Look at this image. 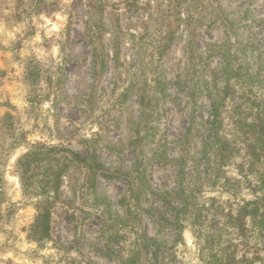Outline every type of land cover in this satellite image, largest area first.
<instances>
[{"label": "rangeland", "instance_id": "1", "mask_svg": "<svg viewBox=\"0 0 264 264\" xmlns=\"http://www.w3.org/2000/svg\"><path fill=\"white\" fill-rule=\"evenodd\" d=\"M28 61L40 64L43 77L32 116ZM0 68V103L13 106L28 142L59 145L90 162L96 156L103 166L95 192L76 186L74 194L76 167L63 178L65 204H55L52 240L39 246L28 239L35 211L15 173L26 150L10 156L1 168L0 264H119L132 236L171 246L177 233L161 227L151 208L162 198L179 206L173 194L186 152L187 188L200 205L226 199L225 177L240 186L239 197L254 199L242 157L228 151L222 174L219 148L264 109V0H60L50 16L0 21ZM216 110L220 142L212 139L205 158ZM123 223L129 235L107 241L104 229ZM184 238V264H202L189 230ZM152 258L142 254L138 264Z\"/></svg>", "mask_w": 264, "mask_h": 264}, {"label": "trees", "instance_id": "2", "mask_svg": "<svg viewBox=\"0 0 264 264\" xmlns=\"http://www.w3.org/2000/svg\"><path fill=\"white\" fill-rule=\"evenodd\" d=\"M59 1L0 0V21L21 23L32 17L50 16L58 11ZM39 67L38 62L28 61L24 70L23 82L28 86L30 116L33 115L37 102L44 97L41 92L42 70ZM225 71L230 77L228 68ZM5 76V71L0 68V85ZM9 109H13L9 102L0 103V219L1 206L4 202L1 168L8 162L10 156L24 148L26 152L16 160L15 173L20 180L24 201L35 211L33 223L28 229V239L41 246L52 240L55 204L57 202L65 204L62 192L63 178L76 167L81 176L77 178L74 175L71 178L74 181L72 187L74 194L79 192L76 186L86 187L87 190L92 189L95 192L99 172L103 170V166L96 156H93V162H90L89 158L81 157L59 145L28 142L25 131L19 127L16 116L11 114ZM215 113L213 127L218 126V130L210 133L207 138L205 158L208 156L212 139L220 142L218 132L221 123L217 110ZM240 126L239 137L221 144L219 152L222 154V161L218 169L225 174L224 170L232 159L228 151L240 155L246 164V167L243 164V168L248 172L246 175L251 176L246 177V184L252 191L254 199L239 197L237 189L240 186H236L225 177L226 182L221 195H227L226 199L216 197L210 200L208 207L205 204L200 205L197 199H194L192 190L187 188L191 178L187 173L191 159L186 152L178 172L182 186L179 192L173 194L178 197L179 206L173 205L169 198H162L161 207L151 208L158 218V224L173 229L177 233V239L168 247L163 240L155 241L143 236H132L131 239L135 241L128 244H131L129 252L118 253L119 257L123 258L119 264H138L140 256L147 253L153 256V264H169L171 260L174 261L172 264H184L185 254L189 251L184 238L186 230L191 232L196 241L202 264H264V109L256 113L250 124L241 122ZM192 129L193 124L188 128L185 144L193 139ZM125 227L123 223L104 229L108 236L107 241L125 239L129 235ZM107 244L105 246L109 252L113 248ZM126 244L124 241L122 249L128 246ZM239 251H243L241 258L237 256ZM7 264L15 263L9 261Z\"/></svg>", "mask_w": 264, "mask_h": 264}]
</instances>
